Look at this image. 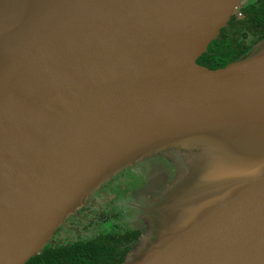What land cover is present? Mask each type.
<instances>
[{
    "label": "water",
    "instance_id": "water-1",
    "mask_svg": "<svg viewBox=\"0 0 264 264\" xmlns=\"http://www.w3.org/2000/svg\"><path fill=\"white\" fill-rule=\"evenodd\" d=\"M244 0H0V264H26L104 183L174 153L126 264H264V40L196 63Z\"/></svg>",
    "mask_w": 264,
    "mask_h": 264
},
{
    "label": "flooded vegetation",
    "instance_id": "flooded-vegetation-1",
    "mask_svg": "<svg viewBox=\"0 0 264 264\" xmlns=\"http://www.w3.org/2000/svg\"><path fill=\"white\" fill-rule=\"evenodd\" d=\"M253 1H257V0H253ZM251 4L253 3L250 2V0H244L242 7L238 9L236 14L232 17L233 19L231 18L227 26L223 28V30H225V33L227 34L229 38H234L236 41L242 43L244 46H250V45L252 46L246 52L247 55L250 53L256 52L258 49V46L264 40V38L260 39V36L263 33V27H258V25H255L254 23H251V22H249L245 27L240 25V22L247 20L248 15L245 10ZM260 18H264V12H261ZM155 157L156 158H153V159H158L160 158V155H157ZM175 158H177V156L174 153H170V154L168 153L164 155L163 160H157L156 163H152V162H155L154 160L148 161L152 163L149 166H145L143 164L144 162H140V163L138 162L139 163L138 166L136 167L132 166L131 167L132 169L129 167L119 172L117 174L118 175L117 180H116L117 175H115L109 181L104 183L86 200L85 204L79 210H77V212L74 215H71L70 217L67 218L65 225L57 229L50 243L53 245H57V244H62V243L70 242V241H75V239H68L65 242H54L53 239L58 235L64 236L63 234L65 232L74 234L76 233L79 227H82L83 224L90 221L89 218H92L91 216H93V214L96 213L95 210H93V207L96 206L97 204V200H96L97 195H99L102 198H107L108 196L113 195L115 197H123L125 201L131 200V202L133 203V204H128L129 206L126 207L127 210H125V212L122 213L124 214V216L123 217L121 216V218L117 219L118 221H123L122 223L126 224L125 226L127 225L132 226L134 227V229H137L139 231L137 240H135L132 243L129 251L126 254V262L133 259V257L138 252H140L143 249V247H145V244L150 239L151 234L153 233L155 229V223L154 221L152 222L148 221L147 224L145 222L143 223L142 226H137L135 223H132L131 221L128 220L130 219L129 209H131L132 211L136 210V211L141 212V210L143 209L142 208L143 203L141 201L142 200L141 198L145 196H146V199H147V196L149 197L153 196L152 198L154 197L159 198L162 196L160 199L163 198V196L167 193L168 189L173 184L171 186L169 184H167L168 186L166 184H162L161 186H156V188H155V185L158 182V180L165 179L167 176L169 177L171 176L170 177L171 179L176 178L174 174L176 171L173 167L174 165L173 164L167 165L165 163L166 162L165 160L172 162V160H174ZM165 167L170 168V169L168 171H164V173L166 172L167 173L166 175L163 173L164 174L163 176V174H161V170L164 169ZM127 173L132 174V177L134 179H130V180L127 179V175H126ZM119 176L121 177L119 178ZM140 178H142L143 180V183L141 184V186H138L136 188L134 187L131 188L130 186L129 188L127 186L133 181H136V180L139 181ZM160 199L158 201H160ZM118 211L119 210L114 209L113 212L110 213V212H105L99 209L98 213L96 214H97L98 220L101 222V221H106L108 218H113L114 216H116ZM104 212L106 213L105 215H104ZM112 215L113 217H111ZM87 236H90V235H86L85 237Z\"/></svg>",
    "mask_w": 264,
    "mask_h": 264
},
{
    "label": "trees",
    "instance_id": "trees-1",
    "mask_svg": "<svg viewBox=\"0 0 264 264\" xmlns=\"http://www.w3.org/2000/svg\"><path fill=\"white\" fill-rule=\"evenodd\" d=\"M245 11L248 15L247 20L240 22V25L245 27L251 22L263 27L260 36V39H263L264 18H260V15L264 12V1H255ZM250 47L252 46H244L234 38H229L222 29L218 39L208 45L207 51L196 60V63L211 70L223 68L231 62L245 58ZM177 158L179 159V156ZM126 175L127 179H134L132 174ZM142 183L143 180L140 178L128 186L136 188ZM124 211L119 210L116 216L106 220L110 221L109 230L89 239L57 245L47 244L39 255L31 258L26 264H126V254L132 243L137 240L139 231L117 220L124 216L122 214Z\"/></svg>",
    "mask_w": 264,
    "mask_h": 264
},
{
    "label": "rangeland",
    "instance_id": "rangeland-1",
    "mask_svg": "<svg viewBox=\"0 0 264 264\" xmlns=\"http://www.w3.org/2000/svg\"><path fill=\"white\" fill-rule=\"evenodd\" d=\"M250 2L254 3L255 1L250 0ZM164 155L165 154H160V158H158V159H153V158H156V157H152V158L146 159V160L141 161V162H144L143 164L145 166H149L152 163H156L157 160H163ZM151 160H154L155 162H152V163L151 162H148V161H151ZM165 161H166L165 163L167 165H170V164H173L174 165L173 167L176 170L174 174H175V177L176 178L171 179L170 178L171 176L170 177L167 176L165 178L167 180L160 179L156 183L155 188H156V186H161L162 184H166V185L169 184L170 186L172 184L174 185V184L178 183L180 181V179H181V176L180 175H181L182 160H180V158L179 159L178 158H175L174 160H172V162H169L168 160H165ZM139 163H136L137 165H135L133 167L138 166ZM169 169L170 168L165 167L164 169L161 170V174H163L164 171H168ZM166 173H164V174L166 175ZM164 174H163V176H164ZM117 177H118V175L116 176V180H117ZM120 177L121 176H119V178ZM152 197L153 196H151V197L147 196V199H146V196H145V197L141 198L142 199L141 201L143 203V205H142V208L143 209L141 208L142 209L141 212L136 211V210L135 211H132L131 209L128 208L129 211H130V214H129V218L130 219H128V220L131 221L132 223H135L137 226H142L143 223H145V222L147 224L148 221H150V222L154 221L155 218H156V214L153 212V210L151 208L155 206L154 204L162 196L159 197V198L158 197L152 198ZM96 200H97V204H96V206L93 207V210H95L96 213H98L99 209L102 210V211H105V212H110V213L113 212L114 209H116V210H123L124 211V210H127L126 207L129 206L128 204H133L131 202V200L125 201L123 197H115L113 195L108 196L107 198H102L99 195H97ZM105 212H104V214H105ZM96 213L93 214V216H91L92 218H89L90 221H88L85 224H83L82 227H79L77 229L76 233L73 234V233L65 232L63 234L64 236H62V235L56 236L53 239L54 242H65L68 239H75V240L89 239V238H91V237H93L95 235H98L100 233L105 232L106 230H109L110 221L108 220V221H101L100 222L98 220V217H97V214ZM111 217H113V215ZM86 235H90V236L85 237ZM76 238H78V239H76Z\"/></svg>",
    "mask_w": 264,
    "mask_h": 264
}]
</instances>
